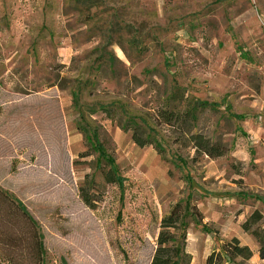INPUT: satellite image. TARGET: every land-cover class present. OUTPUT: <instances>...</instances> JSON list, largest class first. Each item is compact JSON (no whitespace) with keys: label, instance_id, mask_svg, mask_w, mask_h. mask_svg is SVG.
<instances>
[{"label":"rangeland","instance_id":"rangeland-1","mask_svg":"<svg viewBox=\"0 0 264 264\" xmlns=\"http://www.w3.org/2000/svg\"><path fill=\"white\" fill-rule=\"evenodd\" d=\"M196 100L217 105L161 119ZM191 133L224 155L196 153ZM0 189L35 219L45 264H150L177 202L240 225L264 212V0H0Z\"/></svg>","mask_w":264,"mask_h":264},{"label":"trees","instance_id":"trees-1","mask_svg":"<svg viewBox=\"0 0 264 264\" xmlns=\"http://www.w3.org/2000/svg\"><path fill=\"white\" fill-rule=\"evenodd\" d=\"M216 105L196 100L187 103L189 108L182 111L164 110L160 117L169 125L184 124L188 119L196 120V112L208 107L215 108ZM232 115L238 120L244 119V115ZM133 129L132 139L139 147L152 144V138H142L136 133V129ZM242 134L247 136L245 132ZM85 138L97 154L98 167L102 165L105 167L103 171L105 183L116 185L122 199L126 178L120 174L113 155L105 149L96 130L87 133ZM188 139L196 153L210 158L220 157L226 151L223 145L213 143L199 133H191ZM155 146L158 147L156 144ZM83 200L88 204L87 199ZM197 209L194 206L190 207L189 202L185 205L177 202L170 207L160 221L150 264H190L191 256L185 250L187 218L194 217L195 224L201 226L203 231H209L206 224H202L203 216ZM262 218L260 211L254 209L242 222L241 228L255 239L259 258L264 260V227L260 224ZM44 254L45 248L35 219L20 200L0 189V264H45ZM251 256L252 251L248 246L241 245L236 237H231L224 241L217 251L213 250L206 257L205 264H235L236 258L247 261Z\"/></svg>","mask_w":264,"mask_h":264},{"label":"crops","instance_id":"crops-1","mask_svg":"<svg viewBox=\"0 0 264 264\" xmlns=\"http://www.w3.org/2000/svg\"><path fill=\"white\" fill-rule=\"evenodd\" d=\"M241 115V114H240ZM245 118V116H244ZM257 202L262 198L260 196L256 197ZM202 224H206L208 232L203 230H189L186 238L185 250L191 256L190 264H205L206 257L213 251L218 250L217 245L220 243V237H236L241 245L248 246L252 251V256L248 261H260L264 263V260L259 258L257 252V245L255 239L247 234L240 225V221L234 224V218L229 217L228 219H223V217L218 213H210L201 209ZM262 214V219H264V212ZM214 226L211 229V226ZM264 227V225H262ZM190 235L192 239L190 240ZM220 236V237H219ZM235 261H242L241 258H236Z\"/></svg>","mask_w":264,"mask_h":264}]
</instances>
